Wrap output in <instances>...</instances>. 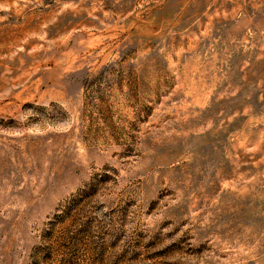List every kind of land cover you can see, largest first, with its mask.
Returning a JSON list of instances; mask_svg holds the SVG:
<instances>
[{"label": "rangeland", "instance_id": "374dc122", "mask_svg": "<svg viewBox=\"0 0 264 264\" xmlns=\"http://www.w3.org/2000/svg\"><path fill=\"white\" fill-rule=\"evenodd\" d=\"M0 264H264V0H0Z\"/></svg>", "mask_w": 264, "mask_h": 264}]
</instances>
